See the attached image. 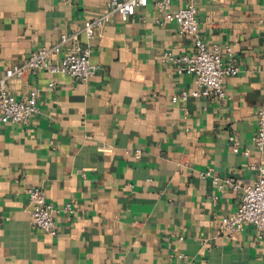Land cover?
Masks as SVG:
<instances>
[{
    "label": "crops",
    "instance_id": "1",
    "mask_svg": "<svg viewBox=\"0 0 264 264\" xmlns=\"http://www.w3.org/2000/svg\"><path fill=\"white\" fill-rule=\"evenodd\" d=\"M154 1L127 20L113 14L98 31L100 68L89 80L40 70L10 82L18 97L36 90L39 111L27 123L0 122V264H264L254 224L220 228L242 195L220 183L258 177L249 164L264 105V0H196L200 35L230 46L225 60L240 68L224 98L192 96L195 77L162 61L167 51L192 53L194 40L177 22L160 23ZM109 6L0 0V68L82 31ZM33 186L59 210L55 236L31 222Z\"/></svg>",
    "mask_w": 264,
    "mask_h": 264
},
{
    "label": "built area",
    "instance_id": "2",
    "mask_svg": "<svg viewBox=\"0 0 264 264\" xmlns=\"http://www.w3.org/2000/svg\"><path fill=\"white\" fill-rule=\"evenodd\" d=\"M172 2L173 0L154 1L155 9L161 13L158 21L162 24L168 21L177 22L181 30L193 38L194 51L181 55L167 51L162 61L174 65L180 74H192L195 77L197 89L192 92V96L224 98L226 78L240 72L236 64L225 60L232 56L231 47L223 48L220 44L210 43L200 35L196 0H188L187 4L179 9H173ZM148 4L149 0H110L109 8L93 17L82 31L64 32L53 46L34 49L22 60L5 69L0 68V122L27 123L39 111L38 92L31 90L26 96L18 97L10 87L12 80H23L40 70L52 74H67L79 81L89 80L100 68L92 61L91 40L113 14L117 13L122 20H127ZM80 33L85 34L87 42L78 41ZM69 44H72L69 50L61 55ZM188 97L187 92L181 95L183 100H187ZM229 140L232 149L239 151L240 142L237 136L233 133L229 136ZM253 141L257 159L249 164V168L257 172V179L252 183L243 184L241 179L227 178L225 183H220L221 188H224L227 183L235 190H242L240 206L220 221L221 230L228 233L242 230L244 224L249 222L256 226L260 235L264 234V105L257 112V128ZM245 153L248 155L249 151ZM214 180L218 181V178L215 177ZM28 195L33 226L52 236L57 235L55 214L59 210L48 202L45 190L42 187L33 186L28 189ZM65 210L75 211L71 202L66 204Z\"/></svg>",
    "mask_w": 264,
    "mask_h": 264
}]
</instances>
